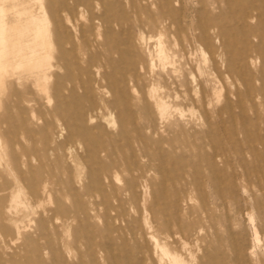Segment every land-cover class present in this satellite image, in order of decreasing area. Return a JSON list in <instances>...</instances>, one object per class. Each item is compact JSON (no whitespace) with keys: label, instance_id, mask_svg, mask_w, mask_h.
Wrapping results in <instances>:
<instances>
[{"label":"rangeland","instance_id":"374dc122","mask_svg":"<svg viewBox=\"0 0 264 264\" xmlns=\"http://www.w3.org/2000/svg\"><path fill=\"white\" fill-rule=\"evenodd\" d=\"M142 2L102 0L122 23L115 39L92 31L68 69L51 72L47 92L24 70L4 78L0 207L14 163L21 208L0 211V264H142L151 236L187 264H264V0H172L182 33L155 0ZM204 20L213 29L200 44L192 25ZM158 39L174 74L156 61ZM242 80L255 101L221 110ZM150 85L171 105L166 118Z\"/></svg>","mask_w":264,"mask_h":264},{"label":"bare ground","instance_id":"6f19581e","mask_svg":"<svg viewBox=\"0 0 264 264\" xmlns=\"http://www.w3.org/2000/svg\"><path fill=\"white\" fill-rule=\"evenodd\" d=\"M9 1L12 3H9ZM142 1L144 0H131L132 7L134 9H139L141 7L140 2ZM171 1L172 0H155L157 5L161 9H164L165 14L163 16V22H165L170 28L174 27L177 31L181 30L179 33H182L184 28L177 11L170 6ZM13 2V0H0V88L3 86L4 78L7 76H13L16 77L17 80H20L18 72L24 70L28 76L33 77V83L40 91L47 92L49 90L47 81L49 77L53 75L51 72L55 69L67 70L69 67L68 61L71 52L75 54L78 46L87 47L90 44L92 31L96 30L98 32L97 34H100L99 30L103 27L107 31L106 38L109 41H112V39H115V35L113 34L114 28L116 26H122V23H120L115 16L106 12L102 5V0H46L45 2H40L39 6L36 8L31 3V0H20V3L18 4L20 6L19 9L15 8L16 5ZM245 9L247 10L249 8L245 7ZM11 10L13 11L12 15H9V13H11L9 11ZM250 15L251 13L248 14L247 17ZM82 21H86V23ZM218 27L220 28L221 33L224 34L225 31L222 26ZM192 29L195 32L194 38H196L200 44L208 43V33L213 29L208 21H197L196 24L192 25ZM141 39H143V35L141 36ZM187 41L191 44L188 37ZM153 51L156 61L159 63L161 69L167 70V73L169 74H174V70L172 69L174 67L167 69L170 64L169 52L162 44L161 39H158L155 42ZM202 53L204 52L202 51ZM90 58L93 59L94 56ZM151 64L152 66L154 65L153 62ZM61 76L64 79L65 75ZM191 76L186 77V82L191 86L192 93H194L195 90L193 86L196 84V80ZM56 77H58V75ZM236 84L237 82L234 81V98L232 99L229 95L225 96L226 101L221 106V110L229 109L231 111L234 101L236 107L242 112L245 110L247 102L253 101V97L256 98V95L253 96L244 80L239 81V85H241L240 88H237ZM157 85L155 87L159 86ZM155 87H150L147 91V97L152 100L160 117L163 118L168 114L171 105L170 107L167 105L163 96L157 92ZM52 92L57 96L60 95L57 90H54V87L52 88ZM195 96L196 95L193 94L191 98H195ZM179 98L180 97H178V99ZM183 102H185V99H183ZM173 103H175V101ZM93 106L94 105L91 104L92 108ZM175 108L176 107H174V110ZM258 108L259 105L257 103L251 102L249 106L250 110L257 111ZM171 111L172 110H170V112ZM175 112H177V110ZM81 114L82 113L77 111L73 116H81ZM169 116L167 117L169 118ZM183 119H185V117ZM244 131L247 134L246 129ZM81 134L82 133L78 130H70L67 134V138L71 141H77ZM250 150H252V148ZM3 152L4 150L0 145V164H2L1 153ZM217 156L218 154L214 153V157ZM8 165L9 164L6 166ZM9 170H11L13 176L9 192L10 203L7 209L4 206H1V212H16L21 208V192L17 186L21 179L20 173L14 163L13 167ZM257 176L259 179L264 177L263 173L257 174ZM176 234L177 233L174 232V239L172 242L179 248H185V242L180 236H176ZM255 235L258 240L257 232H255ZM149 243L150 247L145 248V251L143 253L141 252L139 257L142 264H146L147 259H149L152 264H165L166 261L170 264H187L178 255L171 254L165 245L160 244L153 236L149 238ZM189 257L191 261L194 259V256L190 252Z\"/></svg>","mask_w":264,"mask_h":264}]
</instances>
